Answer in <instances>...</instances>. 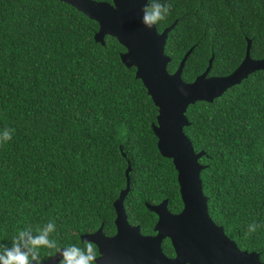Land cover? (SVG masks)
<instances>
[{"label": "trees", "instance_id": "trees-1", "mask_svg": "<svg viewBox=\"0 0 264 264\" xmlns=\"http://www.w3.org/2000/svg\"><path fill=\"white\" fill-rule=\"evenodd\" d=\"M112 1V0H105ZM171 13L169 72L186 52L182 77L192 82L232 73L246 56L264 58V0H160ZM99 23L62 0H0V243L31 225L54 221L61 246L103 226L116 231L115 200L142 232L156 216L147 204L169 199L183 209L178 172L163 156L153 124L158 107L136 68L122 60L116 37L96 40ZM184 130L200 158L212 219L243 250L264 262V69L212 102L190 104ZM252 223L256 232L245 235ZM171 249V246L170 248ZM47 256V253H42Z\"/></svg>", "mask_w": 264, "mask_h": 264}, {"label": "water", "instance_id": "water-1", "mask_svg": "<svg viewBox=\"0 0 264 264\" xmlns=\"http://www.w3.org/2000/svg\"><path fill=\"white\" fill-rule=\"evenodd\" d=\"M62 1L99 23L98 42L104 44L106 35H111L126 48L121 55L123 62L136 68V76L143 81L158 107L157 123L152 127L161 154L173 160L184 203L178 213L169 211L167 199L157 205L147 204L159 219L155 227L157 234L144 235L139 225L130 223L124 205L131 187L132 167L129 165L126 188L114 202L116 234L107 236L101 226L93 233L82 235L83 240L99 245L105 255L100 264H154L150 263L153 260L155 264H264L258 252L241 249L212 219L201 178L205 166L200 158L205 152H196L184 130L190 124L186 115L190 104L212 102L250 74L264 69V58L256 59L250 55L251 40H248L245 58L232 73L210 75L212 56L206 70L194 81L187 82L182 74L194 47L186 52L177 70L169 72L171 57L165 52V46L168 34L177 22L162 32L157 26L148 28L142 23L148 0ZM166 237L172 241L175 258H168L162 250V241ZM59 258L55 255L53 263Z\"/></svg>", "mask_w": 264, "mask_h": 264}, {"label": "clouds", "instance_id": "clouds-1", "mask_svg": "<svg viewBox=\"0 0 264 264\" xmlns=\"http://www.w3.org/2000/svg\"><path fill=\"white\" fill-rule=\"evenodd\" d=\"M171 8V4L161 3L160 0H148L143 9L142 23L148 28L158 25L168 18ZM13 132L14 129L9 128L0 132V148L12 140ZM259 227L256 223L250 224L245 235L256 232ZM56 233L57 225L54 221L19 229L12 235L10 246L0 243V264H44L42 253H47L49 257L59 255V264H100L105 260L96 242L84 240L83 246H61Z\"/></svg>", "mask_w": 264, "mask_h": 264}, {"label": "flooded vegetation", "instance_id": "flooded-vegetation-1", "mask_svg": "<svg viewBox=\"0 0 264 264\" xmlns=\"http://www.w3.org/2000/svg\"><path fill=\"white\" fill-rule=\"evenodd\" d=\"M168 200V203H167V207H168V209H169V211L171 212V213H178V212H176V211H171V209L169 208L170 206H169V199L168 198H165V199H163V200H161L160 202H158V203H156V204H151V205H157V204H160L161 202H163L164 200ZM184 204V203H183ZM147 207H148V205H147ZM183 207H184V205H183ZM151 210V209H150ZM151 211H153V210H151ZM154 212V214H155V216H156V221H155V223L153 224V229H152V231L151 232H148V233H144V232H142V230H141V232L144 234V235H152V236H154V235H156L157 234V231L155 230V227H156V224H157V222H158V219H159V216H158V214L155 212V211H153ZM180 212V211H179ZM117 214V213H116ZM117 216V215H116ZM131 223V222H130ZM116 224V223H115ZM133 224V223H132ZM134 225H138V224H134ZM140 226V225H139ZM140 229H141V227H140ZM97 231V230H96ZM104 231V230H103ZM95 232V231H94ZM116 232H117V226H116V231L113 233V234H107V233H105L107 236H113V235H115L116 234ZM85 234H88V233H85ZM82 235H84V234H82ZM82 235L80 236V242L78 243L80 246H83V238H82ZM98 245V244H97ZM170 246H171V249H169L170 248ZM98 250L100 251V247H99V245H98ZM162 250H163V252H164V254L168 257V258H175L176 257V252H175V249H174V247H173V245H172V241H171V239L170 238H168V237H166L163 241H162ZM103 254V253H102ZM43 259H44V264H59V260H60V258L59 259H57V260H55L54 261V263H53V261H52V259H53V257H49L48 255L47 256H43ZM147 262V261H146ZM155 262L156 261H150V263H154L155 264ZM188 264V263H187Z\"/></svg>", "mask_w": 264, "mask_h": 264}]
</instances>
